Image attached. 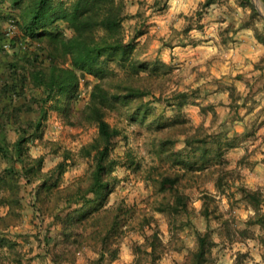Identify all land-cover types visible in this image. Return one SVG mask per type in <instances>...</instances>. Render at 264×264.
Segmentation results:
<instances>
[{
    "label": "trees",
    "instance_id": "obj_1",
    "mask_svg": "<svg viewBox=\"0 0 264 264\" xmlns=\"http://www.w3.org/2000/svg\"><path fill=\"white\" fill-rule=\"evenodd\" d=\"M223 1L227 0L203 1L199 18L203 10ZM242 5L250 12L241 19L237 31L231 24L222 29L223 44L231 40V32L243 29H252L264 44V16L251 0H242ZM154 8L165 11L168 5L156 0ZM5 16L8 21L16 20L19 32L10 39L11 54L6 49L5 34L0 36V210L5 209L0 211V264H32L36 258L42 264H77L86 249L97 255L90 264L119 259L138 207L124 201L111 204L122 180L116 170L120 166L142 168L132 150L121 158L115 155L118 142L127 135L108 117L120 104L129 107V117L134 122L152 119V124L170 128L156 146L159 163L148 168L145 180L154 187L156 211L167 217L173 237H178L180 228L193 225L188 219L192 213L190 188L212 184L225 194L236 183L239 174L228 169V154L253 137L257 126L249 127L244 135L232 136L225 124L227 120L235 121L241 108H254L258 94L264 93V57L255 66L260 75H238L246 83L245 91L234 84L217 83L229 97L221 101L228 108L224 117L217 110L218 103L200 102V78L198 88H171L173 65L160 57L143 59L138 38L145 34V19L141 11L129 15L126 0H0V21ZM132 18L136 19L135 32L127 39L125 21ZM191 30L189 23L184 32ZM88 76L96 81L87 82ZM85 81L91 89L85 107L78 109ZM211 82H217L216 78ZM38 89L42 92H36ZM150 96L173 107L174 116L165 120L151 107L152 102L147 100ZM187 105L200 106L206 117L213 115V125L190 127V122L181 117ZM51 110L67 125L97 127V137L78 153L62 150L52 141L44 142ZM37 141L61 157L53 168H46L45 155L32 153ZM251 157L247 152L239 160V167ZM78 159L91 161L88 171L63 185L65 174L77 166ZM260 162L264 164V158ZM30 186L33 221L39 219V224L34 223V237L45 256L34 255L33 248L24 250L19 239L28 240V234H11L26 223L25 187ZM238 189L241 200L254 211L246 228H235L213 205L217 197L203 191L200 214L209 225L205 231L195 229L197 245L177 264H213L219 244L216 234L231 243L258 241L264 258V188L252 189L243 184ZM213 220L221 226L220 233L213 227ZM154 221V217L145 218L141 227H151ZM144 238V243L133 245L135 264H162L172 245L163 241L157 225ZM247 256L239 252L235 264H245Z\"/></svg>",
    "mask_w": 264,
    "mask_h": 264
},
{
    "label": "rangeland",
    "instance_id": "obj_2",
    "mask_svg": "<svg viewBox=\"0 0 264 264\" xmlns=\"http://www.w3.org/2000/svg\"><path fill=\"white\" fill-rule=\"evenodd\" d=\"M155 1L126 0L127 12L129 15H134L141 11L145 19V33H149L153 40L152 43L156 42V50L162 47L164 55L168 53V56L173 57V61L163 59L174 67L173 80L170 83V87L181 90L198 88L200 78L202 92L200 102H203V104L213 103V101L218 103L217 110L221 116L225 117L228 114V108L221 105V101H228L229 97L227 92H221L217 83L235 84L238 75H241L238 73L241 72L243 74L255 72H258V75L261 74L260 70H251L253 61L264 57V50H261L255 42L257 41L258 44L263 46L264 44L256 39L252 29H243L235 34L231 32L232 38L227 44H223L221 36L222 29H225L229 24L234 25L237 31L241 19L246 17L250 9L242 5V0H227L214 5L208 10H203V16L199 18L198 12L202 9L201 4L205 0H184L181 5L185 8L174 6L178 1L171 4L175 0H162L163 4L166 2L168 5L165 11L155 10ZM251 1L261 15L264 16V2L262 0ZM169 8L174 9L172 14H169ZM158 16L162 17V19ZM135 23L136 19L133 18L125 21L127 39L132 38L135 32ZM189 23L192 25V30L187 34L184 29ZM261 24L260 22V28ZM7 30L8 17L5 16L0 21V36L5 34V45H8L6 49L11 54L12 49ZM66 30L69 34L71 33L68 29ZM170 46L172 54H170ZM138 48H140L139 44ZM154 56H156L155 51L153 54L143 55V59H152L155 58ZM160 58L162 59V57ZM213 78L218 79L219 82L217 81L216 84L211 83ZM86 79L91 84L96 81L92 76H88ZM86 81L83 82V92L78 109H83L88 100L91 87L86 86ZM241 82L245 83L244 81ZM36 92L42 91L38 89ZM258 95V103L255 104L254 108H241L239 117H236L235 121L232 119L227 120L225 124L229 135L232 136L236 133L244 135L249 127L252 125L257 126L256 134L244 142L239 149L234 150L232 158L228 159V169L237 171V174H239L236 183L228 187L224 192L225 194L219 193L212 184L201 188H190L188 192L192 196V213H190L188 219L192 221L193 225H186L180 228L177 238L172 236L167 217L156 211L154 187L151 182L145 180L148 168L159 163V159L156 156V146L159 144L161 137L169 134L170 128L161 127L164 125L162 123L161 125L159 123L152 124V119L146 123L132 121L129 117V107L123 104L118 105L116 110L111 112L108 121L113 126L123 129L127 135V139H122L118 142L115 155L121 158L127 150H132L142 163V168L134 170L129 169L127 166H120L116 170V174L122 180L112 195L111 204L116 205L124 201L130 206L138 207V214L130 229H128L119 259L114 262H105L104 264H135L134 243H144V234L152 233V228L156 225L160 228L163 241L170 246L172 245L169 247L168 253L164 255L161 263L177 264L182 262L187 253L197 245L195 229L205 231L209 225L208 221L200 214L203 205L201 198L203 191H208L209 194L217 197V202L213 205L217 206L218 213L224 214V218L228 219L235 228H246V222L254 211L241 200L242 194L238 188L243 184L252 189L264 188V164L260 162L264 158V93ZM147 100L152 102L151 107H154L158 113L164 115L165 120H169L174 116L173 107L156 100L153 96L148 97ZM181 112V117L186 118L188 123L190 122L188 124L190 127H198L202 124H206L209 127L212 124L213 115L206 117L198 105H187ZM45 125L44 142H55L60 145L62 150H71L75 153H78L84 145L92 142L98 134V129L95 126L79 128L65 124L58 113L53 110L49 112ZM11 136L14 138L15 134ZM247 152L252 155L251 159L248 160V163L239 167V160ZM32 153L35 156H46L47 169L53 168L61 160L60 156L53 154L51 147L40 144L39 141L35 143ZM90 164L91 161L89 159H78L77 166H72L65 174L63 185L66 186L78 177L85 175ZM166 165L169 166L170 163ZM25 189L26 223L18 229H13L11 234H16L20 231L28 234V240L19 239L24 250L29 251V249L33 248L35 249L34 255L41 253L45 256L43 248L39 247L38 241L34 237V232H36L34 223L39 224V219H34L33 221L35 216L31 205L32 194L30 193L32 187H25ZM4 210L1 208L0 211L3 212ZM150 217L155 219L152 226L141 227L145 218ZM212 224L219 232L221 226L218 222L213 220ZM255 231L259 233V228L256 227ZM216 239L219 244L214 250L216 260L213 264H235L239 252L248 254L244 260L245 264H264L263 247L258 241L249 239L245 242L231 243L226 240L225 236H219L218 234H216ZM95 257L97 255L92 249H86L80 255L77 264H90V259H95ZM41 262L39 258H36L32 264H42Z\"/></svg>",
    "mask_w": 264,
    "mask_h": 264
},
{
    "label": "crops",
    "instance_id": "obj_3",
    "mask_svg": "<svg viewBox=\"0 0 264 264\" xmlns=\"http://www.w3.org/2000/svg\"><path fill=\"white\" fill-rule=\"evenodd\" d=\"M178 1V2H177ZM183 1L184 0H175V2H171V4H174V3H176L177 2V4H174V6H179V8H185L184 6H182L181 5V3H183ZM174 9H171V8H169V14H172L174 11H173ZM182 10H184V9H182ZM159 18H160V16H158ZM160 19H162V17L160 18ZM152 38L150 37V35H149V33H145V34H143L142 36H140L139 38H138V42H139V47H142L143 48V50H144V56H147V54L148 53H151V54H153V52L155 51L156 52V56H154V57H157V56H159V57H162V59H164V60H166V61H173V57L172 56H168V53H166L165 55H164V52H163V48L161 47L160 49H158V50H156V48H157V44H156V42H154V43H152ZM257 45H259L258 47L261 49V50H264V46L263 45H261V44H258L257 43V41L255 42ZM260 45H261V47H260ZM170 48H171V46H170ZM178 48V47H177ZM175 49V48H174ZM171 50H172V48L170 49V54H172V52H171ZM260 51V50H259ZM174 54V53H173ZM259 59L260 58H258L257 59V61H259ZM175 60V59H174ZM257 61H253V66L251 67V70H254V69H256V67H254V65L256 64V62ZM257 73L258 72H255L254 74H248L250 77L252 76V75H257ZM238 74H243V72H241V73H238ZM244 74H246V73H244ZM219 77V76H218ZM217 81H218V79H216ZM242 80H240L239 78H237L236 80H235V86H237L240 90H242V91H245V89H246V83H243V82H241ZM219 82V81H218ZM211 83H214V84H216V82H211ZM244 84V85H243ZM237 149H239V148H237ZM237 149H235V150H237ZM234 151V150H233ZM233 151H231L229 154H228V159H231L232 157V152Z\"/></svg>",
    "mask_w": 264,
    "mask_h": 264
},
{
    "label": "built area",
    "instance_id": "obj_4",
    "mask_svg": "<svg viewBox=\"0 0 264 264\" xmlns=\"http://www.w3.org/2000/svg\"><path fill=\"white\" fill-rule=\"evenodd\" d=\"M19 32V28H18V24L16 22V20L11 19L8 21V30H7V36L10 37L8 39L13 38V36ZM8 47V45H6V48Z\"/></svg>",
    "mask_w": 264,
    "mask_h": 264
}]
</instances>
